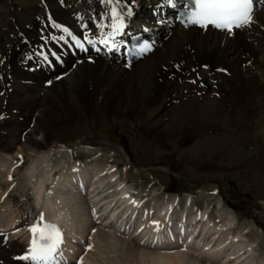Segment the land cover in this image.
Listing matches in <instances>:
<instances>
[{
	"label": "bare ground",
	"instance_id": "6f19581e",
	"mask_svg": "<svg viewBox=\"0 0 264 264\" xmlns=\"http://www.w3.org/2000/svg\"><path fill=\"white\" fill-rule=\"evenodd\" d=\"M158 2L138 0L133 17L151 14ZM0 7L6 10L8 17L7 22L4 20L5 31L0 32V61H3L0 63V152L22 157L30 151L34 161L19 179L14 171H0V176L6 180L9 177L17 179V182L11 181L14 183L10 188L9 183H0V203L9 207L5 227L0 230V264H31L15 257L26 253L25 242L18 234L34 216L30 190H34L36 184L47 182L49 185L47 190L41 189L38 196L46 212L58 208L64 218L73 222L76 212L81 211L83 198L77 199L67 190L72 187L78 194L76 181L68 180L89 177L87 167L93 164L79 162L62 170L63 176L55 178L56 172L52 175L53 158L46 153L57 148L58 143L63 144V135L69 128L91 115L113 118L119 141L131 163L139 157L138 148L154 149L159 153L157 163H169L174 171L180 165L169 153L171 144H186L197 134L231 123L236 132L258 130L261 139L264 138V6L260 5L254 11L255 23L232 34L174 27L161 36L151 54L129 67L101 57L91 61L81 56L66 57L60 50L63 41L57 39L48 47L60 51L63 67L59 73L67 75L48 86L45 84L49 80L46 76L48 67L28 71L27 68L34 66L33 62L21 61L26 53L34 52L44 43L42 34L57 38L65 35L60 29L51 27L49 17L79 33L81 25L85 24L94 30L95 17L104 9L98 0H63V3L61 0H0ZM76 13L80 15L76 16ZM24 38L27 44L23 42ZM77 61L80 63L76 64ZM188 80L195 82L188 83ZM167 106L172 110L178 107V110L175 117L170 115L171 119H168L170 129L164 130L160 129L158 120L171 113ZM96 126L102 129L100 123ZM201 142L199 144L204 141ZM65 152L57 151V154L63 157ZM1 162L3 160H0V166L4 167ZM199 167L215 175L224 171L213 162L201 163ZM113 177L104 175L102 183L110 182L113 190L105 184L104 192L96 194L93 205H101L105 223L110 221L118 228L123 225L129 229L125 220L129 216L134 218L141 201L130 195L127 198L129 189ZM105 194L108 196L104 197ZM102 198L105 199L103 203ZM160 203L136 214L146 216L135 229L139 242L129 239L127 246L122 248L117 245L121 241L115 237V230L109 234L100 233L97 237H104L109 253L105 252L103 256L98 251L94 253L95 236L89 234L85 242L88 247L91 245L90 250L84 251V244L75 251L77 255L83 253L81 263L264 264V252H260L257 245L259 236L249 241L247 235L253 227L234 225L236 217L228 209L214 221L207 214L208 207L204 211L192 205L189 207V197L182 200L176 194H170ZM148 210L152 211L151 218L147 217ZM13 220H16L14 226ZM152 221H158L159 227ZM70 229L72 236L82 234L73 225Z\"/></svg>",
	"mask_w": 264,
	"mask_h": 264
},
{
	"label": "rangeland",
	"instance_id": "374dc122",
	"mask_svg": "<svg viewBox=\"0 0 264 264\" xmlns=\"http://www.w3.org/2000/svg\"><path fill=\"white\" fill-rule=\"evenodd\" d=\"M0 10H2L0 12V32L2 33L5 31V21H8V17H6V10L3 7H0ZM167 109H170L171 113L163 115L158 120L160 129L164 128V130L170 129L171 126L168 127L170 120L168 119H171L170 115L172 118L174 115L176 116L178 107L172 110L171 106H167ZM164 113L162 112L161 114ZM111 118H97L91 115L90 118L76 123L73 127L69 128L68 132L63 135L62 143L72 147V153L83 150L84 152L81 154L82 158L89 159L91 152L97 154L98 157L93 165L94 167L102 169L107 165H116V174L120 179L127 180L128 186L130 189H134L133 191L136 194L147 195L152 192L150 195L144 196L148 200L149 198H153L154 200L156 198L158 200L162 199V190L179 194L191 191L193 200L197 204L207 203L208 209L211 206L212 209L216 208L215 214L218 219L221 212L228 209L232 215L239 218V223L241 224L239 226L248 224L250 227H253L251 229L253 236L250 235L249 239L254 240V238L259 236L258 246L264 250V138L261 139L260 136L262 135L258 130L250 132L240 129L236 132V129L230 123V125L227 124V127L222 126L217 130L197 134L192 141L187 140L186 144H171L170 150H172L169 152L173 157L171 158L180 165V168L174 171V169L170 168L169 163H157L159 153L155 152L154 149L145 151V149L141 150V148H138L140 151L138 156L140 158L137 157L135 162L131 163L124 152L123 145L119 141L118 130L115 129L117 126H115V122ZM98 123L102 125V129L96 126ZM160 123L165 125L161 126ZM201 141H204L206 145L203 146L205 143ZM199 142L202 144H199ZM59 145L61 144L58 143L56 145L58 148L53 147L52 150H46L48 151L47 153L45 151L51 159L53 158L51 165L55 170L66 167L70 162L69 155L60 157L59 153L57 154V151H62ZM27 153L31 154V156H28ZM0 156L4 158L5 162L3 164L7 166L9 156H3L1 153ZM22 161L21 166L15 171L16 178L18 179L22 178L26 168L31 163H34L32 152L26 151L22 157ZM209 162H213L217 166L224 168V171L220 172L222 174L215 175L210 172L208 173L205 169H200L201 163ZM238 166L246 168L238 169L236 168ZM5 170L4 168L3 171ZM3 180L0 176V181ZM16 180L15 178L13 179V181ZM100 183L103 186L104 183ZM191 205L190 203L188 206L190 207ZM100 233L102 234L103 230L99 228L97 236ZM103 238L99 237L96 239L98 241L95 253L100 252L104 256L105 252L108 255L109 253L107 252V246ZM118 243L117 245H119ZM121 243V246H127L126 241ZM100 244H103L105 247Z\"/></svg>",
	"mask_w": 264,
	"mask_h": 264
},
{
	"label": "snow or ice",
	"instance_id": "6c2138e0",
	"mask_svg": "<svg viewBox=\"0 0 264 264\" xmlns=\"http://www.w3.org/2000/svg\"><path fill=\"white\" fill-rule=\"evenodd\" d=\"M63 3V0H61ZM98 3L104 9L98 17H95V29H88V26L81 25L79 33H74L68 26L61 25L49 17L51 27L60 29L65 35L58 38L49 35L45 37L41 35L43 44L34 52L26 53L22 58L33 62L34 66L27 68L28 71H35L41 66L48 68L55 67L57 62H62L61 55L48 47L50 42L66 40V36L70 37V43L75 49L81 52L89 50L99 53L106 48L109 52H117L124 46L125 54L128 53V40L124 37L130 28L131 18L134 16V8L138 6V0H98ZM254 3L255 0H159L153 9V16H157L158 11L164 8L176 9L177 13L174 17L185 28L195 26L207 29L209 26L217 30L232 34L234 29H242L250 27L254 20ZM182 4V7L180 5ZM79 16L80 13H76ZM173 17L159 16L155 20V24L161 25L172 20ZM106 21V23H100ZM149 26H142L141 31L147 32ZM43 31V30H42ZM23 42L28 43L24 38ZM87 45L88 47H85ZM99 45L100 47H97ZM155 46V42L149 38L137 40L132 44L131 51L136 56H142L151 52ZM89 61L92 57H88ZM3 63V61H0ZM77 61L76 64H79ZM76 64L73 67H76ZM129 66L128 64L125 65ZM207 67V66H205ZM67 73H61L47 80L46 84H52L54 80H60ZM195 82V81H193ZM11 179V177H9ZM135 203V201H132ZM151 223L159 227L158 221ZM29 231L32 233L27 252L23 255L15 257L20 261H30L31 264H57V256L60 255V245L63 242L62 233L55 224L43 221V213L40 214L38 222L30 226ZM91 247V245H89Z\"/></svg>",
	"mask_w": 264,
	"mask_h": 264
}]
</instances>
